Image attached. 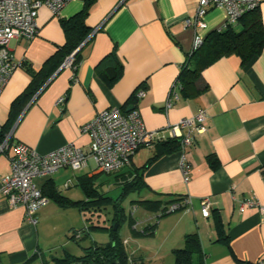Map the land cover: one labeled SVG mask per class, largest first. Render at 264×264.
Instances as JSON below:
<instances>
[{
    "label": "crops",
    "instance_id": "0c3cea01",
    "mask_svg": "<svg viewBox=\"0 0 264 264\" xmlns=\"http://www.w3.org/2000/svg\"><path fill=\"white\" fill-rule=\"evenodd\" d=\"M85 1L69 0L58 14L40 7L38 34L30 40L17 38L8 43L13 58L22 66L12 72L0 91V131L10 133L9 148L0 153V186L1 178L10 171L8 157L15 143L41 154L67 143L87 147L90 137L82 126L109 107H135L150 130L163 129L204 109L206 130L196 135L185 151L189 164L186 181L179 168V149L146 164L157 149L155 145L141 147L132 156L129 169L121 170L143 167L144 185L138 198L180 196L189 201L182 209L159 218L151 236L138 238L133 244L126 236L122 238L124 246L130 243L127 254L140 264H174L172 250L182 246L185 234L196 232L204 264H264V218L257 205L239 211L243 198L264 206V49L246 65H241L235 54L215 60L202 71L207 89L200 94L185 96L176 81L195 35L205 37L224 29L223 8L209 9L204 17L207 28L198 30L184 25L198 0H91L85 23L92 32L73 66L57 69L20 105L10 128L3 127L12 102L31 82L32 72H39L64 44L61 20L79 13ZM257 11L264 23V0ZM232 26L240 29L241 23ZM114 61L121 63L122 69L111 81L104 75L110 74ZM139 90H143L140 97ZM60 97H64L63 103L57 102ZM211 159L216 161L215 167ZM99 173L90 163L82 171L62 168L33 181L40 189L47 185L76 201L84 197L75 198L68 193L70 186L63 191L60 185L71 180L79 186L80 175ZM205 197L211 203L207 217L201 214ZM134 206L138 215L132 227L135 230L154 222L158 215ZM68 208L72 207L49 200L35 212L32 224L26 221L22 206L9 205L0 193V264H52L51 257L81 255L83 250L68 248L53 253V244L44 232L47 221L57 219ZM215 214L227 243L217 240ZM71 228L70 235L76 229L70 226L68 230Z\"/></svg>",
    "mask_w": 264,
    "mask_h": 264
},
{
    "label": "built area",
    "instance_id": "2783aa9c",
    "mask_svg": "<svg viewBox=\"0 0 264 264\" xmlns=\"http://www.w3.org/2000/svg\"><path fill=\"white\" fill-rule=\"evenodd\" d=\"M69 0H0V91L7 83L12 72L19 66L10 53L8 43L12 39L30 40L38 34L36 23L37 10L45 6L53 14H58ZM261 0H198L192 16L185 17L184 25L204 30L207 23L205 15L212 7L223 8L226 16L224 28L234 25L248 11L258 8ZM203 42V36L196 34L190 52L196 50ZM73 52L61 64L72 67ZM143 90L137 92L140 97ZM58 103L64 102L60 97ZM170 105L168 101L167 106ZM207 113L200 109L197 113L180 118L176 123L163 129H147L138 109L123 112L120 107H109L98 112L90 121L82 126V131L90 137L87 147L67 143L47 153L41 154L23 143H15L13 153L8 157L10 171L1 178L0 193L11 206H22L26 221L34 224L35 212L49 202V198L38 188L33 179L53 174L62 168L82 171L90 163L101 173L112 174L128 168L134 153L141 147H151L168 139L179 140V168L184 180L188 179L189 164L185 157L186 149L194 142L195 136L206 130L204 124ZM10 133L0 143V153L9 148ZM71 180L64 183V188L71 186ZM187 199L181 203L170 204L167 211H174L187 206ZM210 200H201V214L207 217L210 212ZM257 205L264 218V206L254 199L239 200V211L246 206ZM135 207L131 209L133 213ZM76 237L79 233L75 234ZM126 240H123V244ZM131 259L129 258V261ZM262 264V263H260Z\"/></svg>",
    "mask_w": 264,
    "mask_h": 264
},
{
    "label": "trees",
    "instance_id": "16d2710c",
    "mask_svg": "<svg viewBox=\"0 0 264 264\" xmlns=\"http://www.w3.org/2000/svg\"><path fill=\"white\" fill-rule=\"evenodd\" d=\"M91 0H86L83 9L68 19L61 20V26L65 35L64 44L59 47L43 64L39 72H32V79L28 87L12 102L8 114L6 123L3 127L9 129L10 126L16 121L18 113L20 111V105L25 104L37 91L42 88L51 75L58 69L61 62L69 54L75 51L80 43L88 36L91 29L86 25L85 18L88 13V5ZM240 29H235L233 26H229L219 31L209 32L203 37L202 44L194 51L187 54L185 61L180 67L177 74L176 81L179 82L183 94L185 96H194L202 93L207 89V85L202 82V71L215 60L235 54L240 58L241 65H246L254 57L259 55L264 49V23L261 21V17L257 9L246 12L240 19ZM79 50L73 54L74 60L78 58ZM115 64L111 68L109 75H104L108 80L114 81L121 73L122 65L119 62L114 61ZM22 66V64H21ZM38 80V83L36 82ZM35 83V84H34ZM34 84V86H33ZM135 108V107H134ZM120 109L125 112L123 107ZM8 131H0V143L4 140ZM10 140V137L8 141ZM156 153L148 159L146 164H149L157 157L171 153L179 149L178 139H168L155 144ZM213 167L216 166V161L211 159L210 161ZM144 164V166L146 165ZM143 168V167H141ZM141 168H137L134 171H120L117 173L107 174L113 175L114 180L121 185L122 194L116 198H111L103 193L99 192V188L96 185L95 176L88 177L86 175H80L78 177L79 187L82 189L84 198L81 200H69L62 196L56 190L45 185L41 188V191L46 195L49 200L55 201L58 205L63 207H75L80 212L84 210H99L101 207L110 205L112 207V218L109 226L92 224V222L86 226L84 232L74 230L70 239L77 242L86 237L85 234L89 233L88 229L92 227L104 228L110 233V241L105 244H97L92 242L86 247H82L83 253L81 255H74L65 253L61 257H51L52 264H140L136 261H129V255L125 251L123 239L119 236L118 228L123 222L127 223V226L134 234L137 235H151L157 224V220L162 216L173 212L167 211L170 204L181 203L183 197L180 196H164L160 199H141L137 198L133 200V204L140 206L143 209L158 213L154 222L142 226L140 229L135 230L132 227L135 225L136 218L130 213L127 216L121 204L122 197L128 191L139 192L140 188L144 185L142 174L140 175ZM129 169V168H128ZM135 207V206H134ZM179 209H182L179 208ZM136 210V209H135ZM100 216L99 214H97ZM88 221L90 218L85 216ZM117 224L114 229V224ZM214 225L217 228L219 237L217 240L227 243V240L222 233V226L219 217L214 215ZM79 233L76 237L75 234ZM174 264H204L202 254L199 248V239L196 232L187 233L184 236L181 247L174 248L172 250Z\"/></svg>",
    "mask_w": 264,
    "mask_h": 264
},
{
    "label": "rangeland",
    "instance_id": "374dc122",
    "mask_svg": "<svg viewBox=\"0 0 264 264\" xmlns=\"http://www.w3.org/2000/svg\"><path fill=\"white\" fill-rule=\"evenodd\" d=\"M95 182L96 185L99 188V192L103 193L111 198H116L120 194H122L121 185L119 183H116L114 180L113 175H107L104 173H99L97 176H95ZM61 190L66 191L67 188H64V183L61 185ZM70 193L75 198H82L84 197V194L82 192V189L79 186H76L74 184H71L69 187ZM121 200L122 207L124 209L125 214L128 216L130 213V210L134 207L133 200L138 198L137 192L134 191H128L123 195ZM137 207H135L136 209ZM132 213L135 218L138 217L137 213ZM62 214L59 215V217H53L50 218L47 223L46 227L44 229L45 234H47L48 239H50L52 246L55 250H52L53 253H60L63 248H68L72 251L80 252L82 250V247L88 246V244L95 242L97 244H105L110 241V233L108 230L104 228H98V227H92L88 229V232L86 237L80 239L78 242L76 240L70 239V232L72 231V228L68 230L70 226L75 227L74 229L79 231V233L84 232L86 230L87 224L89 225L91 222L92 224H99L104 225L105 227L109 226L112 218V207L110 205H107L105 208L101 207L99 210H84V212H79L78 208H68L67 210L61 211ZM99 214L100 216H98ZM85 216L87 218H90V220H86ZM55 224H59V226L55 227ZM61 225V226H60ZM119 236L122 238H127V240L130 241L131 244L134 243V241L138 238L142 237H149L151 235H137L134 234L130 228L127 226L126 222H123L120 227L118 228ZM125 245V251L127 252V247L130 245ZM79 248V249H78ZM127 248V249H126ZM49 257V255H48Z\"/></svg>",
    "mask_w": 264,
    "mask_h": 264
},
{
    "label": "water",
    "instance_id": "95a60500",
    "mask_svg": "<svg viewBox=\"0 0 264 264\" xmlns=\"http://www.w3.org/2000/svg\"><path fill=\"white\" fill-rule=\"evenodd\" d=\"M92 32V31H91ZM91 32L88 34V36L80 43V45L75 49V51L73 52V54L75 53V52H77L82 46H83V44L88 40V38L90 37V35H91ZM61 67H63V66H60L58 69H60ZM53 76V75H52ZM51 76V77H52ZM50 80V78L46 81V82H48ZM131 109H133L132 107H128L127 109H126V111H129V110H131ZM140 175H141V172H140ZM116 227H117V224L115 223L114 224V229H116Z\"/></svg>",
    "mask_w": 264,
    "mask_h": 264
}]
</instances>
